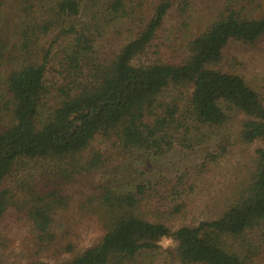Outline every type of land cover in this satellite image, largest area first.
I'll return each mask as SVG.
<instances>
[{
    "label": "trees",
    "instance_id": "16d2710c",
    "mask_svg": "<svg viewBox=\"0 0 264 264\" xmlns=\"http://www.w3.org/2000/svg\"><path fill=\"white\" fill-rule=\"evenodd\" d=\"M234 42L264 48V0H0V252L25 244L9 264H264V98ZM210 140L175 177L91 181L135 149ZM238 145L254 166L222 214L172 228Z\"/></svg>",
    "mask_w": 264,
    "mask_h": 264
},
{
    "label": "rangeland",
    "instance_id": "374dc122",
    "mask_svg": "<svg viewBox=\"0 0 264 264\" xmlns=\"http://www.w3.org/2000/svg\"><path fill=\"white\" fill-rule=\"evenodd\" d=\"M81 19L87 18L83 13ZM209 17L200 20L196 29H202ZM260 42L250 44L234 42L230 44L229 64L236 66L250 85L264 98V48ZM238 60L239 62L235 61ZM239 63V64H237ZM214 140V139H213ZM213 140L194 148L176 145L164 154L135 149L113 163L100 167L91 181L110 183L117 191L133 190L137 184L156 182L162 178L175 177L185 168L201 162L208 151L215 149ZM255 145H238L224 157L212 164L204 176L200 177L194 192L186 198L182 211L172 219V228L196 225L201 221L219 217L238 188L249 177L254 166ZM170 238H163L164 246H170ZM0 252V264H9L25 252L20 237Z\"/></svg>",
    "mask_w": 264,
    "mask_h": 264
}]
</instances>
